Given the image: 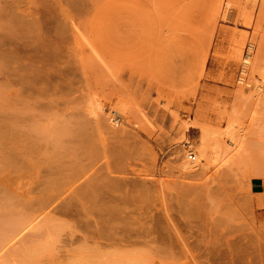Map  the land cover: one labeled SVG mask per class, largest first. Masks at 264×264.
<instances>
[{
  "label": "rangeland",
  "instance_id": "1",
  "mask_svg": "<svg viewBox=\"0 0 264 264\" xmlns=\"http://www.w3.org/2000/svg\"><path fill=\"white\" fill-rule=\"evenodd\" d=\"M263 66L264 0H0V264H264Z\"/></svg>",
  "mask_w": 264,
  "mask_h": 264
},
{
  "label": "bare ground",
  "instance_id": "2",
  "mask_svg": "<svg viewBox=\"0 0 264 264\" xmlns=\"http://www.w3.org/2000/svg\"><path fill=\"white\" fill-rule=\"evenodd\" d=\"M220 1V0H219ZM214 2V1H213ZM220 8V7H219ZM215 8H213V10H214ZM218 9V8H217ZM216 9V10H217ZM224 10V9H223ZM219 11V10H218ZM231 18H232V16H231ZM251 43V42H250ZM249 49H248V51H247V53L245 54V56H243L242 58H240L239 60L242 62V66L244 67V69H246L247 67H248V65L250 64V55H251V49H252V44H249V47H248ZM239 54V53H238ZM239 56V55H238ZM251 65V64H250ZM260 66V65H259ZM261 67V66H260ZM258 68V67H257ZM263 68H264V66H263ZM263 68H261V69H263ZM259 69V68H258ZM261 69H260V71H261ZM243 72H244V70H242ZM251 72H253V71H251ZM262 73V72H261ZM254 74V73H253ZM261 76V78H260V81H259V79H258V81L259 82H262V81H264V75L263 74H261L260 75ZM249 78H250V80H255V75H252V73H251V77L249 76ZM242 79V78H241ZM251 82V81H250ZM257 81H255V83H253L254 84V91L256 92V93H259L260 91H261V87H262V85H261V83H256ZM249 83H247V85H248ZM264 86V85H263ZM255 93V94H256ZM121 111V110H120ZM119 111V109L117 110V109H114V110H109V112L110 113H112L114 116H116L117 118H120L121 119V115L123 114V112L121 113ZM228 120V122H227V127H225V131H219L220 132V134L218 133V130L216 131L217 132V135L219 134L220 136L218 137V139H217V137H216V134H213L215 131L214 130H212L211 132H210V130H208V129H206V128H204V126L202 127V126H199L198 125V122H197V120H194L192 123H191V125L193 126L192 128H197V132H198V137H197V139H196V142H197V144H196V146H195V142L193 143L194 145H192V146H190V149H188L187 151H185L186 153L188 152V151H192V154L191 153H189V154H187L186 155V158H187V160L185 161H183L184 163V165L182 164V168H184V170H186L187 172H194L195 170H197V168L198 167H203V166H205L204 164H202L201 163V161L202 160H204L205 161V163H206V161H208L209 163H210V161L214 158H212V155L214 154V153H218L217 151H216V149L219 147V148H221V149H223L222 147H224V150H223V152H226L227 151V149L229 150V148H231V147H240L241 148V145H242V143H243V140L241 141V139H239L240 137H237V134H239L241 131H242V128H238V126L240 125H238V124H236V126L234 125V123H236V122H234V121H232V119L230 118V120L229 119H227ZM234 120V119H233ZM236 120V119H235ZM237 121V120H236ZM190 125V126H191ZM241 126V125H240ZM236 127V132L235 131H233L234 130V128ZM214 131V132H213ZM215 132V133H216ZM238 136H243V135H238ZM216 137V138H215ZM242 138V137H241ZM243 139V138H242ZM219 142V143H218ZM219 144H220V146H219ZM222 144H223V146H222ZM222 146V147H221ZM243 147V146H242ZM237 148V149H238ZM231 151H234V150H232L231 149ZM230 151V152H231ZM236 151V150H235ZM238 151V150H237ZM193 153L195 154V156L193 155ZM229 153V152H228ZM228 153L226 152V155H228ZM221 154V153H220ZM215 155V154H214ZM225 155V156H226ZM185 156V155H184ZM219 156V155H218ZM217 156V157H218ZM221 156V155H220ZM234 156V155H233ZM230 157H231V154H230ZM193 158V159H192ZM197 158V160H195ZM212 158V159H211ZM231 159V158H230ZM193 160V161H192ZM195 160V161H194ZM210 160V161H209ZM213 161V160H212ZM207 162V163H208ZM215 162V161H214ZM213 162V163H214ZM208 163V164H209ZM212 163V162H211ZM210 166V165H209ZM212 167V166H211ZM207 168V167H206ZM206 168H204V169H206ZM190 212V211H189ZM188 211H187V213H189ZM191 213V212H190ZM193 213V212H192ZM188 215V214H187ZM192 215H194V214H192ZM117 217V216H116ZM120 217V216H119ZM188 217H191V216H186V218L185 219H187ZM108 218V217H107ZM111 218V217H110ZM125 218H123V220H124ZM109 220V218L107 219V221ZM120 221V220H119ZM128 221H130V220H128ZM132 221V220H131ZM109 222V221H108ZM125 223V222H124ZM149 246V245H148ZM150 248H151V246H149ZM153 248V247H152ZM145 249H146V247H145ZM144 249V250H145ZM147 249L149 250V248L147 247ZM143 250V249H142ZM142 250H140L139 252L141 253L142 252ZM135 251H137V249L135 250ZM146 251V250H145ZM144 251V252H145ZM157 251H159V250H157ZM130 252V251H129ZM138 252V251H137ZM149 252V251H148ZM124 253V252H123ZM128 253V252H127ZM146 253V252H145ZM149 253H151V252H149ZM153 253V252H152ZM159 253V252H158ZM165 252L163 251V254H164ZM130 254V253H129ZM132 254H133V251H132ZM138 254V253H137ZM142 254V253H141ZM112 255H114V254H112ZM115 255H116V253H115ZM118 255H122L123 257H124V255L125 256H127L128 257V255H126L125 253L124 254H118ZM135 255H136V253H135ZM146 255V257H147V255L149 256V258H151L150 257V255L149 254H145ZM145 255H143L142 254V256H143V258H142V256L141 257H139V256H134V259L136 260V261H140V263L141 264H146V263H148V262H145L144 263V260L145 259H149L148 257L146 258L145 257ZM122 256L120 257V259L122 258ZM132 256V255H131ZM154 256V255H153ZM127 257H125V258H122L123 259V261H128V260H132V258L133 257H128V260H127ZM118 258V257H117ZM139 259V260H137V259ZM156 258V257H155ZM113 259H114V257H113ZM113 259H112V261H113ZM121 259V260H122ZM125 259V260H124ZM134 259H133V262H134ZM153 259V258H152ZM116 260V259H115ZM118 260H119V258H118ZM146 260V261H147ZM151 261V260H150ZM133 262H132V264H133ZM119 263H121L120 262V260H119ZM124 263V262H123ZM101 264V263H100ZM108 264H110L109 262H108ZM114 264V263H113ZM135 264V263H134ZM136 264H139V263H137L136 262ZM151 264V263H150Z\"/></svg>",
  "mask_w": 264,
  "mask_h": 264
},
{
  "label": "crops",
  "instance_id": "3",
  "mask_svg": "<svg viewBox=\"0 0 264 264\" xmlns=\"http://www.w3.org/2000/svg\"><path fill=\"white\" fill-rule=\"evenodd\" d=\"M248 187L252 194L264 195V179L262 178H251Z\"/></svg>",
  "mask_w": 264,
  "mask_h": 264
},
{
  "label": "built area",
  "instance_id": "4",
  "mask_svg": "<svg viewBox=\"0 0 264 264\" xmlns=\"http://www.w3.org/2000/svg\"><path fill=\"white\" fill-rule=\"evenodd\" d=\"M193 159V158H192Z\"/></svg>",
  "mask_w": 264,
  "mask_h": 264
}]
</instances>
